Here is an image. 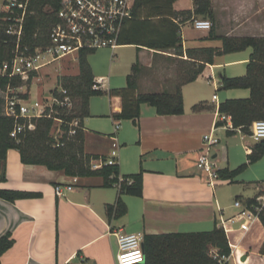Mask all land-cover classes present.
Wrapping results in <instances>:
<instances>
[{
  "label": "crops",
  "instance_id": "obj_1",
  "mask_svg": "<svg viewBox=\"0 0 264 264\" xmlns=\"http://www.w3.org/2000/svg\"><path fill=\"white\" fill-rule=\"evenodd\" d=\"M4 3L5 0H0V12L4 10ZM193 3V0H189V4L177 0L173 8L177 12L193 11ZM250 3V11L235 14L224 12L227 5L217 6L215 0H211L215 34L264 38V0H250ZM197 19L201 18L193 16L179 25L184 51L220 48L221 41L206 39L209 31L194 28L193 22ZM188 24L201 34L185 37L183 30ZM123 48L135 50L133 62L123 77L116 78L111 70L103 75L95 66L91 68L92 74H97L95 80H104L103 91L125 87L136 60L140 68V93L173 88L161 87L155 91V71L161 64L177 59L173 51L156 53L134 46L117 49ZM250 53L251 50H246L214 57L213 64H207L194 82L182 87L184 112L181 115L159 116L153 107L142 105L135 121L117 120L113 115L121 112L119 97L103 95L89 100V117L82 122L85 152L109 159L115 151L121 176L142 173V196L122 195L127 212L119 219L108 220L105 215V206L114 204L119 196L116 187H101L99 178H78L72 191L57 198L54 187L71 184L73 177L44 166L25 165L18 151L9 150L5 161L0 162V189L35 196L13 202L0 198V237L10 233L14 241L0 258V264H117V234L144 236L210 231L218 227L221 220L236 215L234 201L246 204L254 198L264 185L263 175H257L248 183L239 181L237 176L210 185L198 171L196 158L202 152L203 137L210 135L218 139V144L211 149L216 168L234 170L247 162L251 148L257 143L250 135L233 131L230 118L225 115L227 118L222 120L219 115L223 114L218 112L225 100L250 96L248 89L221 86L223 77L246 75ZM115 56L112 54V58ZM180 59L187 60V57ZM78 73L79 70L76 75ZM199 104L202 109L193 111ZM115 126H118L116 131ZM228 131L233 133L228 134ZM262 159L250 165L248 171L253 173ZM225 185L238 188L230 203L223 201L221 187ZM249 240L256 241L252 252ZM263 242L264 228L260 220L251 223L245 234L233 232L228 239L233 249L229 264L249 263L251 253L258 256L259 264H264V256L259 255Z\"/></svg>",
  "mask_w": 264,
  "mask_h": 264
},
{
  "label": "trees",
  "instance_id": "obj_2",
  "mask_svg": "<svg viewBox=\"0 0 264 264\" xmlns=\"http://www.w3.org/2000/svg\"><path fill=\"white\" fill-rule=\"evenodd\" d=\"M175 1L177 0H133L131 16L124 22L117 40L120 46H134L136 49H147L156 53L173 51L183 70L171 90L140 93L138 60L126 78L125 87L112 88L108 91L96 88L98 85L87 61V56L95 51H81L77 60L78 75L62 76L58 79V86L66 90L73 99V107L71 110L56 107L53 117L66 122L78 119L82 127L83 120L89 117V100L103 95L121 99V112L113 115L117 120L135 121L140 116L142 105L153 107L159 116L181 115L184 112L182 87L194 82L207 64H213L214 57L251 50L246 75L221 79L223 89H248L250 96L246 99L225 100L218 107L220 114L230 118L233 131L239 130L245 135H250L249 127L252 123L264 120V38L217 36L211 0H194L193 11L180 12L173 8ZM59 2L60 0L30 1L19 43L21 49L27 47L29 51H33L48 45L49 31L57 22ZM5 16L4 12H0V69L12 61L15 50V40L4 33V23L1 19ZM193 16L211 22L212 26L206 39L221 41L220 48L184 51L179 25L191 20ZM184 56L187 60L180 59ZM20 85L21 82L16 78L0 76V90ZM56 96L60 97L58 94ZM202 107L199 104L192 109L200 111ZM32 122L35 126L33 131H24L16 138H12L10 133L15 121L3 114V100L0 98V162H4L7 152L13 149L19 152L20 160L25 165L44 166L50 171L62 172L73 178H99L103 188L116 187V184H120V188L116 187L119 192L116 202L105 206L108 220L119 219L126 214L127 208L121 200L122 195L142 196V173L121 176L117 163L108 165L105 164L106 157L87 154L84 149L83 130L78 129L73 136H68V126L63 125L64 134L57 146L51 135L54 124L52 118L44 116L32 119ZM232 133L228 131V134ZM263 156L264 140H261L251 148L246 163L234 170H218V175L223 180L234 179ZM95 161L102 163L97 169L92 168V162ZM119 178L122 181H119ZM4 180L2 177L1 181ZM34 196L30 193L0 189V198L10 202ZM253 202L254 198L248 200L247 204L252 205ZM259 220L264 228V210L260 212ZM13 244L10 233L0 237V258ZM210 248H216L221 255L228 256L231 253L228 240L221 228L214 227L210 231L194 233L144 235L143 264H217L209 256ZM259 255L264 256V242L259 249Z\"/></svg>",
  "mask_w": 264,
  "mask_h": 264
},
{
  "label": "built area",
  "instance_id": "obj_3",
  "mask_svg": "<svg viewBox=\"0 0 264 264\" xmlns=\"http://www.w3.org/2000/svg\"><path fill=\"white\" fill-rule=\"evenodd\" d=\"M31 0H5L3 12L6 14L1 19L4 23V33L15 40L14 57L9 64H4L0 69V76L16 78L21 82L18 87L8 86L5 90H0L3 100V114L14 119L15 124L10 136L16 138L24 131L35 129L32 119L47 117L54 121L51 135L55 131L53 138L56 145L62 138L63 125L68 126L67 135L73 136L76 130H83L78 119L66 122L60 118L53 117L54 108H65L71 110L73 99L67 91L60 86H55L48 97L33 100L28 84L39 78L40 72L46 67L69 56H76L81 51H96L99 49L116 50L118 36L124 22L130 18L133 0H60L59 8L56 12L57 22L51 27L48 34V45L38 47L29 51L27 47L20 48V39L23 33V25ZM1 25V24H0ZM193 26L197 30L211 29V22L206 19L194 20ZM101 88L103 79L94 80ZM58 94L60 97L56 96ZM213 96V99H216ZM222 120L227 117L219 115ZM118 126H115V131ZM250 137L256 142L264 140V120H257L249 127ZM218 144V139L205 135L203 137V149L196 158V167L210 185L220 181L215 159L211 155V149ZM113 143V148H116ZM116 152L113 151L105 164L113 165ZM102 165L100 161L92 162V168L97 169ZM119 181H122L119 178ZM78 178H73L71 184L56 185L54 193L57 198L65 192L73 190ZM131 183V181H128ZM120 188V184H116ZM233 208L237 210L236 215L221 220L218 228H221L227 240L233 232L245 234L250 228V224L259 220V214L264 210V185L260 187L254 197L252 205L244 204L240 200H235ZM237 226V228H236ZM119 252L116 257L117 264H143L144 253L142 249L143 235L141 234H117ZM231 253L227 255L219 254L216 248L209 249V256L217 264H229L233 255L232 246L229 244Z\"/></svg>",
  "mask_w": 264,
  "mask_h": 264
},
{
  "label": "rangeland",
  "instance_id": "obj_4",
  "mask_svg": "<svg viewBox=\"0 0 264 264\" xmlns=\"http://www.w3.org/2000/svg\"><path fill=\"white\" fill-rule=\"evenodd\" d=\"M194 1V0H193ZM183 4H189V0H182ZM217 6L227 5V9L224 12H233L235 14H240L245 11H250L251 7L250 0H215ZM201 32L194 31L191 29L190 24L186 25L183 30V35L185 37H193ZM134 49L123 48L117 49L112 52L109 49H99L94 53L87 56V61L90 68L95 66V69L101 70L100 74L108 75L111 70V75H115L116 78L123 77V73L129 71V64L133 62ZM112 54H116L112 58ZM76 56H69L64 58L48 67L43 69L38 75L39 78L32 83L28 84L27 90L30 91V97L33 100L42 99L48 97L50 92L53 91L54 87L58 85V79L62 76H75L78 72V61L75 60ZM92 66V67H91ZM181 63L178 59L169 64H161L158 71H155V91L162 88H172L178 81V76L182 73ZM95 71V70H94ZM94 74V77L95 74ZM121 80V79H120ZM123 81V78H122ZM162 87V88H161ZM93 100H97L95 97ZM56 129L53 131L52 136L55 135ZM213 151L211 152V155ZM217 166V165H216ZM218 167V166H217ZM249 167L238 176L239 181H244L246 183L253 181L258 175H263L264 177V156L262 161H260L253 173L248 171ZM223 201L225 203H230L232 201L233 193L238 190L236 187L225 185L221 187ZM256 241L252 240L248 242L249 250L252 252L254 250ZM251 261L249 263L243 264H259L258 256L253 253L250 254ZM231 264H234L233 262ZM241 264V263H238Z\"/></svg>",
  "mask_w": 264,
  "mask_h": 264
}]
</instances>
